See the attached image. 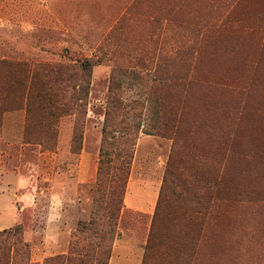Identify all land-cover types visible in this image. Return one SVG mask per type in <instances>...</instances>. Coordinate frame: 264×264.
<instances>
[{
  "label": "rangeland",
  "instance_id": "rangeland-1",
  "mask_svg": "<svg viewBox=\"0 0 264 264\" xmlns=\"http://www.w3.org/2000/svg\"><path fill=\"white\" fill-rule=\"evenodd\" d=\"M257 122L264 0H0V264H264Z\"/></svg>",
  "mask_w": 264,
  "mask_h": 264
},
{
  "label": "trees",
  "instance_id": "trees-1",
  "mask_svg": "<svg viewBox=\"0 0 264 264\" xmlns=\"http://www.w3.org/2000/svg\"><path fill=\"white\" fill-rule=\"evenodd\" d=\"M82 69H83V71L85 73L86 72L88 73L91 70L90 65L87 62H84L82 64ZM260 124L263 125V122L254 123L251 126V128H250V134H251L253 140H255V142L264 141V131L263 132L261 131ZM103 133H104V137L107 138L108 131H107L106 128H104ZM133 145H135L134 144V141H133ZM101 162H102V164L104 163L103 160ZM104 173H105V171L101 167L100 168V178L97 181V183H98L97 192H100L102 190V186L105 185V183H106V181H104V179H103V174ZM128 174L129 173L127 172L126 175H125V177L123 178L122 188L126 184V180H127L126 177L128 176ZM116 218H117V216L115 214H110L107 217V223H108L109 227H112V225L116 221ZM96 220H97V218H96V215H95V217H93L90 220L88 226H90V227L91 226H94L96 224ZM86 228H87V225L84 224V225L80 226V228H79L78 231L84 232L86 230ZM154 232H155L154 234L152 233V235H150L149 242H148L147 247H146V258H149L150 255L151 256H153V255H160L162 257V254H158V253L162 250V247H163V245H165V241L167 240V238H164V236L162 237V234L157 229L156 230L154 229ZM181 240H182V238L178 239V242H175V247H176V249L178 251L181 250ZM168 248H171V247L168 246ZM193 253H194V251H193ZM105 256L110 257V251H108V249L105 250ZM103 264H107V262H103Z\"/></svg>",
  "mask_w": 264,
  "mask_h": 264
}]
</instances>
